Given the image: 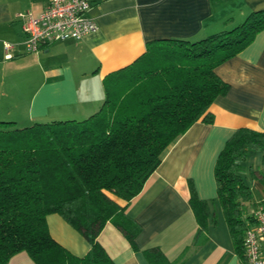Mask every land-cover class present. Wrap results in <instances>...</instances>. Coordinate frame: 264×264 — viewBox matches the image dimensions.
<instances>
[{"label": "trees", "instance_id": "trees-1", "mask_svg": "<svg viewBox=\"0 0 264 264\" xmlns=\"http://www.w3.org/2000/svg\"><path fill=\"white\" fill-rule=\"evenodd\" d=\"M231 29L202 39L169 38L146 43L127 67L103 79L99 109L83 119H54L19 127L0 121V264L25 251L35 264H113L98 242L112 222L133 242L140 230L125 206L143 190L162 153L197 120L210 123L209 106L228 90L216 66L244 49L264 29V9ZM216 157L217 201L241 264L245 212L251 200L243 183L247 156L262 152L264 132L240 127ZM253 175L264 185V173ZM200 228L216 223L208 203L189 196ZM56 213L90 244L82 257L54 241L46 215ZM149 264H172L158 247L143 249Z\"/></svg>", "mask_w": 264, "mask_h": 264}, {"label": "crops", "instance_id": "crops-1", "mask_svg": "<svg viewBox=\"0 0 264 264\" xmlns=\"http://www.w3.org/2000/svg\"><path fill=\"white\" fill-rule=\"evenodd\" d=\"M47 1L0 0V121L19 127L93 114L103 102L104 77L127 67L149 41L202 39L264 9V0H89L95 32L27 52L17 13L37 16ZM4 43L10 44V57L5 56ZM215 73L228 90L208 107L212 121L197 120L166 147L143 190L130 202L115 198L140 230L131 242L114 223L106 222L96 239L113 264H149L143 249L150 247H158L172 264H241L226 221L223 239L209 231L201 233L203 237L198 234L189 196L193 190L210 210L220 209L213 170L223 144L240 127L264 132V29L216 66ZM261 155H248L241 169L251 192L244 207L248 214L264 207V185L253 175L257 170L264 173ZM46 223L54 241L71 254L82 257L90 249L82 234L58 214L46 215ZM8 264L35 262L20 251Z\"/></svg>", "mask_w": 264, "mask_h": 264}, {"label": "built area", "instance_id": "built-area-1", "mask_svg": "<svg viewBox=\"0 0 264 264\" xmlns=\"http://www.w3.org/2000/svg\"><path fill=\"white\" fill-rule=\"evenodd\" d=\"M89 0H48L37 16L20 12L22 32L27 52H38L50 43L65 40H80L98 28L89 15ZM6 57L10 48L4 43ZM253 223H245L243 235L242 264H264V207L257 206Z\"/></svg>", "mask_w": 264, "mask_h": 264}, {"label": "rangeland", "instance_id": "rangeland-1", "mask_svg": "<svg viewBox=\"0 0 264 264\" xmlns=\"http://www.w3.org/2000/svg\"><path fill=\"white\" fill-rule=\"evenodd\" d=\"M215 216H216V223L211 224V228L209 227V225L204 229V231L202 232V234H206L207 231L211 232V235H213L214 237H218L220 236L222 239L224 237V233H226V224L224 222V218H223V214L221 212L220 209L218 208H213ZM210 224V223H209ZM201 234V235H202ZM223 234V235H222ZM202 235V237H203Z\"/></svg>", "mask_w": 264, "mask_h": 264}]
</instances>
